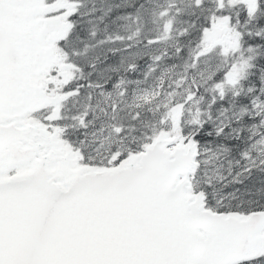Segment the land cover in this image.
<instances>
[{
	"label": "snow or ice",
	"instance_id": "snow-or-ice-1",
	"mask_svg": "<svg viewBox=\"0 0 264 264\" xmlns=\"http://www.w3.org/2000/svg\"><path fill=\"white\" fill-rule=\"evenodd\" d=\"M0 264H264V0H0Z\"/></svg>",
	"mask_w": 264,
	"mask_h": 264
}]
</instances>
